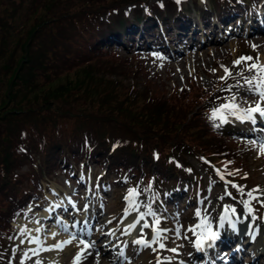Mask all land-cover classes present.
I'll list each match as a JSON object with an SVG mask.
<instances>
[{"label": "trees", "instance_id": "16d2710c", "mask_svg": "<svg viewBox=\"0 0 264 264\" xmlns=\"http://www.w3.org/2000/svg\"><path fill=\"white\" fill-rule=\"evenodd\" d=\"M253 1L210 0L201 11L222 19L226 12L253 10ZM127 2L136 3L132 18L121 11ZM179 6L176 0H0V264L10 247L5 235L13 234L10 220L40 196L43 178L72 159L106 160L109 173L123 170L143 180L153 175L180 185L198 180L189 173L187 153L211 158L228 175L246 171L237 142L215 128L208 109L221 85L206 103L195 100L191 86L186 101L173 96L164 102V92L113 87V81L107 87L102 75L72 69L100 41H127L131 29L149 32L163 17L174 23L180 17V23L191 14L171 10ZM151 13L153 22L147 20ZM14 45L19 57L5 60ZM203 126L225 143L201 132Z\"/></svg>", "mask_w": 264, "mask_h": 264}, {"label": "rangeland", "instance_id": "374dc122", "mask_svg": "<svg viewBox=\"0 0 264 264\" xmlns=\"http://www.w3.org/2000/svg\"><path fill=\"white\" fill-rule=\"evenodd\" d=\"M74 1L76 0H70V3ZM196 1L179 0L182 9L186 8L187 12L190 9V22L188 17H182L181 22L177 24L173 23V19L164 26H160L161 23L157 22L155 30L150 32L152 38L157 31L166 35L172 32L170 37L173 49L164 46L166 51H161L156 47L159 44L156 40L148 44L143 41L140 30L137 29L138 33L137 31L133 34L127 33L126 38L130 39V42L124 47L113 45L114 40L107 43L100 41L97 48L93 47L95 50L90 55L84 52L88 54V59L73 66L72 69L79 68L77 70L81 73L86 71L102 75L104 80H108L107 87L113 84L111 83L113 81V87L123 83L128 89L143 88V91H147L148 88L150 92L159 94L164 92L162 99L164 102H168L173 96L178 100L186 101L185 92L191 86L195 100L206 103L212 99L215 89L221 85L219 89L225 88L214 101L217 108L221 104L234 102L238 105L237 112L240 116L246 115L247 110L256 107L257 104L264 108V99H261L264 86L258 84L259 77L264 76V72L259 71V66L264 65V25H261L263 23L261 20L264 19V5L258 2L255 4L256 16L248 13L234 20L228 18L223 25L221 17L201 14V8L209 7L210 0ZM135 5L136 3L127 2L122 6L121 11L124 10L128 17H132ZM141 7L143 11H148L147 6ZM167 10L165 8L162 12ZM171 10L178 11L176 8ZM216 19H220L221 22ZM188 25L192 33L184 36L181 32L176 35L177 26ZM122 30L115 31L123 32ZM46 31L43 29L44 33ZM179 35L182 37L179 38ZM178 45L180 50L176 49ZM15 48L16 45L5 51V60L9 54H17L19 57L21 52L19 49L15 52ZM241 57H252V59L236 64L235 61ZM19 60L20 58L15 62ZM252 64L258 67L249 70ZM82 65L84 66L81 67ZM225 69H228L230 74L226 73ZM221 77L226 78L221 79ZM253 77H257V80H253L252 84L245 83ZM137 93L141 94L140 91ZM198 112L199 109L195 110V113ZM224 114L227 123L234 125L231 134L247 151L250 164L248 178L229 179L208 157L199 158L187 153L185 160L190 163V173L196 172L199 177L198 183L193 187L196 198L192 201L188 193L190 189L188 185H183L182 191L178 192L170 188L172 183L169 181L152 179L146 184L140 178L127 176L124 173L121 181L109 179L107 165L103 166L92 160L82 161L75 166L72 163L65 169L57 167L49 177L43 178L44 182L47 181L49 184L40 199L27 206L25 216L13 221L14 235L9 240L10 249L3 264H74L77 254L80 253L81 258L75 261V264H79L83 254L90 250L98 254L97 264H210L206 262V257L198 261L197 255L191 256L195 251L194 234L198 226L204 222L206 213L212 211L208 224L214 227L219 225L223 205L228 209L231 206L241 207L251 214L252 221L264 227V152L261 150L264 140L254 138V131L259 129L257 123L264 126V116L254 112L251 114L253 119L241 120L238 116L231 115L227 109L224 110ZM215 120L218 127H225L226 123H221L219 117ZM260 130L264 134V130ZM201 132H207L212 140L217 139L218 145L225 143L223 139L210 133L205 126L202 127ZM261 137L264 138V135ZM25 168L24 165L21 169ZM75 168L78 171H75ZM133 189L136 194L126 199ZM176 193H179L176 199H165V196ZM66 199L71 203V208L68 210L56 208L55 204L59 202L61 205L67 204ZM249 207L251 211L248 210ZM77 208L81 211L75 210ZM50 209H54V212L56 210L67 212L68 218L89 215V219L94 222L91 225L92 233L96 234L94 239L92 233L87 236L75 235L70 224L64 226L67 217L60 214V220L63 219L62 224H64L61 225L57 220L58 215L53 214L54 212L50 213ZM73 211L79 214L74 216ZM83 211L86 213L82 214ZM46 213L49 217L45 218L41 215ZM101 213L104 218L101 225H98L101 221ZM128 215H136L132 224L135 227L127 225ZM57 221L59 226L56 228L54 223ZM224 222L229 225L228 219ZM221 228L226 229L224 226ZM157 230H159L158 236ZM51 231L52 235L46 234ZM121 233L125 234L124 238L116 239V236L122 235ZM67 237V240L71 237L70 243H62L60 252L56 251L55 245L60 241H67L64 239ZM262 238H264L263 233L257 236L256 244L264 251ZM139 239L147 243H134ZM81 240L89 244L94 243V247L81 252L84 248L80 243ZM161 243L165 245L164 248L160 247ZM109 249L111 252L106 251ZM248 249L246 248L239 256V264H246L250 259L251 254ZM108 255L111 258L108 259ZM117 255L119 259H116ZM261 260H264V256Z\"/></svg>", "mask_w": 264, "mask_h": 264}, {"label": "bare ground", "instance_id": "6f19581e", "mask_svg": "<svg viewBox=\"0 0 264 264\" xmlns=\"http://www.w3.org/2000/svg\"><path fill=\"white\" fill-rule=\"evenodd\" d=\"M215 197H218V196H215ZM65 204V203H64ZM56 208H63L65 210H68V207L65 205H56ZM234 209V211H233ZM75 210H79L78 208L75 209ZM241 210H244L243 208L241 207H230V209H228L226 212H224L221 217H227L229 220H230V229L234 230V231H237V232H240V234L244 237H247L245 241H243V238L241 239V241L239 242L238 246L237 247H233L230 251V255H229V260H231V255L235 252H238V253H241L243 251V247L245 244H249V245H252L253 247H257L259 249L258 252H256L251 261L249 262V264H264V260H261V258L264 256V251H262L259 246L256 244V241H257V236H261V234L263 233L264 234V227L261 226L258 222L256 221H252V216L249 212L247 211H242L240 212ZM54 209H52L50 211L53 212ZM48 214V213H47ZM75 214L78 215L77 211H75ZM212 214V211H209L208 213H206L205 215V221L206 223L204 224V227L202 228H198L200 230V235H205L207 233V229L210 227V226H207V224L210 222V216ZM242 214H247V216L244 218L242 216ZM135 218H136V215H128L127 216V225L130 227V225H132L134 222H135ZM79 219V218H78ZM81 220V223H82V228L78 229L77 231L82 234V235H87L89 232H90V235L93 231L92 229V226L91 227H86V224L88 223L89 221V215H85V216H82L80 218ZM65 224L68 225V224H71V222L69 221V219H65ZM221 223H223V220H221ZM235 224L236 227L235 229H233L231 227L232 224ZM222 227V225H220L218 228H217V232H219V229ZM223 230V228H221ZM214 231V230H213ZM48 235H52L53 232H49V233H46ZM55 234V233H54ZM122 234V233H121ZM95 232L92 233V239H94L95 237ZM120 238L124 237L125 234H122V235H119ZM150 236H152V233L150 234ZM154 239V238H152ZM239 238H237L238 240ZM47 241V240H46ZM263 243H264V238H262L261 240ZM95 242V241H94ZM209 244V243H208ZM207 244V245H208ZM59 247H60V243H58ZM83 247V246H82ZM64 248V247H63ZM54 249L58 252H60V248H57V247H54ZM108 252H111L110 249L109 250H106ZM225 251H228V250H225ZM106 253V252H104ZM192 256H194V253H192ZM111 258L110 255H108V259ZM99 258H98V254L94 251V250H90L88 253L86 254H83V259L79 262V264H97Z\"/></svg>", "mask_w": 264, "mask_h": 264}, {"label": "snow or ice", "instance_id": "6c2138e0", "mask_svg": "<svg viewBox=\"0 0 264 264\" xmlns=\"http://www.w3.org/2000/svg\"><path fill=\"white\" fill-rule=\"evenodd\" d=\"M178 2H179V0H178ZM251 59H252V57H241L240 59H238L237 61H235V63L236 64H240L241 61H243V60H251ZM257 67L258 66L256 64H252V65L249 66V70L256 69ZM259 71L264 72V65L259 66ZM225 72L228 73V74H230L229 71H228V69H225ZM225 78L226 77H221V79H225ZM253 80H257V77H253L251 80H246L245 83L252 84L253 83ZM258 84L260 86H264V76H260L259 77ZM261 99H264V92H261ZM237 108H238V105L235 104L234 102L221 104L219 106V108L213 109L212 118L213 119H216L217 117H219V119L221 120V123H227L228 122L227 121V117L224 114V110L225 109L229 110L230 113H231V115L238 116V118L241 119V120H243V119H253V117H252L251 114L254 113V112L260 113L261 116H264V108H262L259 104H257L256 107H254V108L248 109L247 110V114L246 115H243V116L238 115ZM217 126H219V125H217ZM261 150H262V152H264V144L261 145ZM135 194L136 193H135V190L134 189L133 190H130L129 196L126 197V199H130ZM249 195H251V193H249ZM245 204L247 206V202H245ZM248 210L251 211V208L249 207ZM233 211H234V209H233ZM197 214H199V213H197ZM223 219H227V217L226 216L225 217H222V220ZM157 223H159L158 220H157ZM205 223H206V221L205 222H202V224L200 225V227H204V224ZM130 227H135V225H130ZM231 227L233 229H235L236 225L233 223L231 225ZM158 235H159V230H157V236ZM217 238H218V233L212 231L211 228L209 227L207 229V235H203L202 234L200 237H198L197 242H196V248L197 249H202L204 247L205 241H215ZM69 243H70V241H69ZM80 243L84 245V248L81 249V252H83L84 250H86L89 247H94V243L93 244H89L88 242L83 241V240H81ZM134 243L141 244V243H147V242L144 241L143 239H139V240L134 241ZM57 247H59V245H57ZM160 247L161 248H164L165 245L161 243L160 244ZM208 247H212V244H208ZM172 251H175V249H172ZM80 258H81L80 257V253H78L77 254V257L74 260V264H75V261H78Z\"/></svg>", "mask_w": 264, "mask_h": 264}]
</instances>
